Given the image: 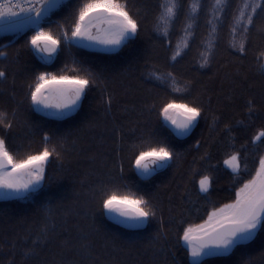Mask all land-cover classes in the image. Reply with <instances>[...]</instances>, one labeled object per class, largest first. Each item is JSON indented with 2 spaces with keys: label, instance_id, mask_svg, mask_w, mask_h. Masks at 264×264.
Wrapping results in <instances>:
<instances>
[{
  "label": "snow or ice",
  "instance_id": "obj_1",
  "mask_svg": "<svg viewBox=\"0 0 264 264\" xmlns=\"http://www.w3.org/2000/svg\"><path fill=\"white\" fill-rule=\"evenodd\" d=\"M157 7L154 28L162 42L166 40L169 46L172 43L167 39L169 32L183 15V48H187L188 39L195 36L204 13L208 38L201 55V67L209 64L220 27L226 19L230 20L231 47L240 56L246 55L251 30L255 28L264 33V23H256L258 17H264V0H239L235 8L232 0H214L206 10L202 0H191L186 9L182 0H162ZM143 31L139 13L130 9L127 0H0V34H10V38L5 35L8 43L0 46V61H9L7 49L23 39V48L44 66V70H33L26 75L19 87L16 69L0 68V84L10 87V97L15 102L10 110L0 109V131L5 132L0 135V200L50 201L52 197L46 189L50 180L55 179L46 175L50 158L60 160L70 143L75 146L71 131L60 133L58 128H53L42 131L38 150L22 156L18 150H11L8 133L16 123L19 108L26 102L30 111L39 114L42 124H68L83 110L93 88L103 86L102 104L105 113L111 114L116 100L115 94L106 90V72L115 65L93 66L88 57L101 53L104 55L96 57L101 61L138 62L143 58L137 43ZM182 47H176L172 61L181 56ZM65 49L87 50V54L74 55L71 68L66 64L56 72L48 71L47 66ZM21 55L20 49H16L12 57L14 65L19 64ZM260 57L258 70L264 75V52ZM147 75L157 81H167L173 93L189 92L188 82L181 84L171 72L161 73L153 66L147 70ZM247 80L245 76L238 85L241 95L247 90ZM210 103L211 97L208 104L198 98H168L159 105L153 102L149 108L156 112L159 128L142 133L127 153L123 126L113 118L109 131L116 162L113 169L100 174L88 190L93 217L95 211H99L114 224L133 232L146 230L155 222L157 231L152 239L165 253L166 264H231V257L237 253H243L256 243L264 245V123L238 148L232 142L225 152L222 163L232 176L231 198L227 202L217 206L212 199L215 180L208 171L199 174L198 180L194 176L190 179L195 191L185 187L179 212H174L170 205L166 215L157 194L147 191L162 170L181 158V143L207 117ZM245 108L249 121L258 110L264 112V104L258 109L254 98L245 99ZM243 123L236 120V125ZM234 126L226 121L222 129L233 141ZM53 136L57 139L55 145L51 143ZM200 146L197 140L196 147ZM250 153H255L251 167ZM125 161L127 171L139 182L128 178ZM201 208L203 216L198 215ZM194 215L200 222L193 221ZM69 232L67 221L58 224L49 215L40 223L38 231L22 238L24 259L39 258L45 249L54 246L59 251L53 258L39 259L37 264H97L99 257L95 256L91 241L66 235ZM15 246L13 243L12 247ZM181 250L183 259L177 258ZM68 252L76 253L81 259H65ZM56 255L60 259H56ZM169 255L171 260L167 261Z\"/></svg>",
  "mask_w": 264,
  "mask_h": 264
},
{
  "label": "trees",
  "instance_id": "obj_2",
  "mask_svg": "<svg viewBox=\"0 0 264 264\" xmlns=\"http://www.w3.org/2000/svg\"><path fill=\"white\" fill-rule=\"evenodd\" d=\"M127 2L133 12L139 13L144 26V31L137 42L143 58L130 63L98 60L96 57L104 55L101 53L88 57L93 66L115 65L106 72V90L114 93L116 100L111 114L105 113L102 104L103 86L93 88L88 94L83 110L68 124H42L39 114L30 111L26 102L18 110L16 123L8 133L11 150H18L21 156L28 151L38 150L42 144V131L53 128H58L60 133L71 131V139L75 140V146L72 147L70 143L69 150L60 160L50 158L46 175L55 178L50 180L46 189L47 194L52 197L50 201L39 199L36 203H26L0 200V264H37L39 259H52L53 254L59 251L54 246L45 249L39 258L25 260L23 253L25 244L22 239L29 233L34 234L38 231L40 223L49 215L58 224L67 221L70 232L66 235L70 234L76 239L86 237L91 241L92 250L95 256L99 257L97 264H166L165 253L160 251V246L152 239L157 231L155 222L146 230L133 232L114 224L99 211H95L93 217L88 199L89 188L100 174L113 169L116 162L115 153L112 151L114 147L112 133L109 131L113 118L117 124L123 126L124 148L127 153L128 148L142 133L159 128L157 114L149 108L153 102L159 105L168 98L177 100L198 98L208 104V98L211 97V103L208 105L209 114L180 145L181 158L171 167L162 170L147 189L157 194L165 208V214L167 215L170 205L174 212H179L185 187L195 191L189 183L190 179L194 176L198 180L199 174L205 171L211 172L214 176L216 190L212 199L216 201L217 206L231 198L232 176L230 169L222 163L226 158L225 152L229 150L232 142L238 148L264 123V112L258 110L249 121L245 108L246 98H254L258 109L264 104V75L258 70V58H261L260 54L264 52V33L257 32L255 28L251 30L246 55L240 56L231 47L230 20L226 19L220 27L209 64L201 67V55L206 50L208 38L203 12L195 36L188 39V47L183 48L185 41L183 15L177 19L169 32L167 39L172 42L169 46L166 40L162 42L160 34L154 28L157 6L162 0ZM202 2L206 10L214 0ZM182 3L186 9L191 0H182ZM238 3L239 0H232V7L235 8ZM256 23L257 25L264 23V17H258ZM5 35L10 38V34L1 35L0 46L8 43ZM178 45L182 47L181 56L172 61L171 56ZM16 49H20L22 53L18 65L12 63ZM7 51L9 61H0V68L7 67L9 71L16 69L18 87L31 71L44 70L40 61L23 48V39ZM86 54L87 50L72 49L70 52L65 49L52 65L47 66V70L56 72L66 64L71 68L74 55ZM153 66L161 73L171 72L181 84L188 82L189 92L173 93L167 81L149 78L147 70ZM245 76L248 77L247 90L241 95L238 85ZM10 92L8 85L0 84V109L10 110L15 107ZM236 120H243L244 123L236 125ZM226 121L235 125L232 132L234 141L222 132L223 123ZM4 134V131H0V135ZM197 140L201 142L199 148L196 147ZM51 143L52 145L57 143L55 136ZM254 159L255 153H250L249 167L252 166L251 161ZM125 164L128 178L139 182L137 177L127 171L126 161ZM132 190L136 191V188L133 187ZM202 203L203 201L200 202ZM203 213L204 209L201 208L198 215L203 216ZM192 219L194 222H200L196 215ZM13 243L15 247H12ZM55 258L60 259L59 255ZM64 258L81 259L74 252L66 253ZM177 258L183 259L182 250L177 252ZM170 260L169 255L167 261ZM244 261H248L249 264H264V245L256 243L243 253L231 257V264H243Z\"/></svg>",
  "mask_w": 264,
  "mask_h": 264
},
{
  "label": "crops",
  "instance_id": "obj_3",
  "mask_svg": "<svg viewBox=\"0 0 264 264\" xmlns=\"http://www.w3.org/2000/svg\"><path fill=\"white\" fill-rule=\"evenodd\" d=\"M3 35V34H0V36Z\"/></svg>",
  "mask_w": 264,
  "mask_h": 264
},
{
  "label": "water",
  "instance_id": "obj_4",
  "mask_svg": "<svg viewBox=\"0 0 264 264\" xmlns=\"http://www.w3.org/2000/svg\"><path fill=\"white\" fill-rule=\"evenodd\" d=\"M110 220V219H109ZM111 221V220H110ZM111 222H113V221H111Z\"/></svg>",
  "mask_w": 264,
  "mask_h": 264
}]
</instances>
